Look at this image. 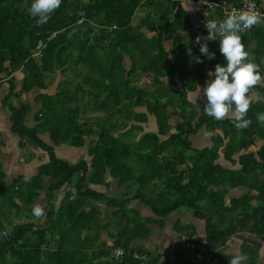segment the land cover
<instances>
[{"label": "trees", "instance_id": "16d2710c", "mask_svg": "<svg viewBox=\"0 0 264 264\" xmlns=\"http://www.w3.org/2000/svg\"><path fill=\"white\" fill-rule=\"evenodd\" d=\"M185 1L62 0L50 20L38 26L28 14L33 0H0V87L7 84L0 105L17 147L22 149L26 140L46 160L26 179L29 169L15 179L0 169V264H158L162 256V264H213L218 261L214 251L237 233L264 242V124L256 119L264 113V83L252 90L245 117L252 123L245 130H237L233 119L207 116L206 98L199 106L187 100L202 82L204 69L212 72L225 61L219 36L207 41L215 53L211 60L199 44H192L196 33L182 7ZM254 1L264 12V0ZM215 14L218 22L225 18L219 10ZM140 28L154 37L144 39ZM198 31L204 43L208 31ZM240 35L264 77V22ZM37 42L42 48L36 63L31 51ZM127 58L129 72L138 67L148 74L152 92L127 87L122 66ZM56 72L61 79L54 93L33 98L40 106L33 124L26 126L29 104L14 106L11 98L47 89ZM72 76L79 82L73 83ZM163 80L180 86L175 106L166 101ZM91 105L104 117L80 121ZM147 116L154 132L137 125ZM117 131L122 134L112 135ZM132 131L140 135L133 139ZM197 133L209 141L193 149L188 139ZM44 134L47 141L39 137ZM58 146L85 152L71 163L54 155ZM130 159L133 165H128ZM111 183L120 194L106 195ZM38 200L45 211L41 225L33 224ZM176 210L203 222L204 236L194 238L190 224L176 221L171 258L162 252L151 256L144 244ZM108 227L112 232L105 231ZM102 232L109 245L99 239ZM184 242L198 246L204 260L193 248H183ZM116 249L121 251L118 259L111 256ZM239 254L247 256L243 264H264V254L260 258L254 246L241 243Z\"/></svg>", "mask_w": 264, "mask_h": 264}, {"label": "crops", "instance_id": "0c3cea01", "mask_svg": "<svg viewBox=\"0 0 264 264\" xmlns=\"http://www.w3.org/2000/svg\"><path fill=\"white\" fill-rule=\"evenodd\" d=\"M182 7L189 15L190 21L192 23V29L196 33L192 44L197 45V43L195 42L196 38L198 36L201 37L199 35L198 29L196 28L197 20L199 19L198 18L199 17L198 6L194 2V0H187L184 3H182ZM139 32L143 34L144 39L146 40H149L151 37H154L153 33L149 34L143 28H140ZM182 44L185 45L186 40H183ZM162 45L164 46L165 49H167V46H168L167 42L164 41L163 39H162ZM129 65H130V61L127 58L122 63L123 69L125 71L124 77L125 79H127L128 77L127 87L130 88V86H133L136 89L150 90L148 89L150 88V85L149 86L147 85L150 83V78L148 74L141 72V70L138 67L134 71L129 72L130 70ZM204 70H205L204 78L202 82L197 86L196 90L193 93H188L186 95L187 100L191 102L192 104H194L195 106L201 105L205 99V97L203 96L202 90L206 86V82L209 81L210 76L208 75L209 71L206 70V68ZM82 74L84 73L81 72V75ZM55 78H57V81L55 80ZM55 78L53 82L51 83V85L45 90L33 89L28 94L21 95L18 98H11V102L14 106L22 105L24 103L29 104L28 116L26 117L25 123H24L26 126H31L33 124V115L39 109V106H40L39 103H35L33 101V98L38 94H45L48 96L52 95L54 93V89L56 88L57 83L61 79L59 72H56ZM78 82H79V79H78ZM163 83L165 86L164 94L166 97V101H168L172 106H175L177 102L178 94L181 91L179 84L176 83L175 86H171L166 80H163ZM19 86H20L19 78H17V82H15V90H18ZM199 89L201 90V94L198 97ZM167 91H170V94H166ZM6 92H7V84L3 82L0 87V95L5 96ZM78 103L81 106L86 105L84 100H79ZM94 107L95 106L91 105L90 109H93ZM170 113H171V118H170L169 123H171L174 118L173 117L174 113L172 111H170ZM145 124L146 125L148 124L151 127H154V122H153L152 117L147 116V120L144 124H137V125L142 126V129H143V125ZM154 131H155V127H154V130H151L150 132H154ZM200 134H202V137L204 138V143L200 146V147H203L208 144L209 140L205 134L203 133H200ZM39 137L42 138L44 141H47V134L40 135ZM0 142H2L5 147V149L1 148L0 150V169L6 174L7 179H15L16 176L18 175H24L25 170L29 169L30 172H28V176L26 175L25 177L26 179L29 177L32 170L35 171V168L39 163L46 161L45 154L38 151L33 144L32 145L34 146V148L32 150H29V153L25 151L26 150L25 144L27 142L26 140L24 141V146L22 149H19L17 147L18 140L16 139V137L10 134L9 121L7 118V114L5 110L2 109L1 105H0ZM13 144L14 146H12ZM81 149H84V148H81ZM81 149H72L68 146H58L54 150V155L59 159H63L68 162L74 163L76 162L74 160L76 156L81 157V155L84 154V152L83 154H80V155L76 154ZM20 154H23L24 156L20 157ZM25 156L28 157L26 158L27 159L26 163H25ZM220 162L223 166H228L227 163L223 162L222 160H220ZM44 181H46V178H44ZM111 188H112L111 191L106 192V195L108 196L117 195L114 192V190L116 189L114 186V183H111ZM110 192H113V193L110 194ZM230 197H231V193L229 196L225 197V202H227V200ZM35 204L41 205V201L38 200V203H35ZM209 212H212V211L209 210ZM176 221H179L180 224L182 225L190 224V226H192V229L194 231V235H193L194 238L196 237V238L202 239V237L204 236L203 222L194 220L188 217L183 210H176L175 212L170 213L169 216L165 219V225L162 228V230L158 231L157 229L154 228L155 230L151 232L152 234L150 233L151 235L149 236L147 242L144 244L149 254H155L157 252L168 253L167 258L168 259L171 258L169 253L173 251L174 242L178 239V234H176L175 232H172V228H171L172 225ZM253 237L254 236L252 235L249 236L248 234H241V233H237L233 235V237L229 239L223 247H221L217 251H214V253L218 256V261H216L213 264H226L230 262L233 255L239 254L241 243H246L250 246H254L257 249L259 257L261 258L262 255L264 254V250H263L264 242H259L255 240ZM191 251L194 255L198 257L200 261L204 260L205 258L204 254L200 252L198 246H194V248ZM161 258L163 259V256ZM158 264H162V262L158 261Z\"/></svg>", "mask_w": 264, "mask_h": 264}, {"label": "clouds", "instance_id": "9594fccd", "mask_svg": "<svg viewBox=\"0 0 264 264\" xmlns=\"http://www.w3.org/2000/svg\"><path fill=\"white\" fill-rule=\"evenodd\" d=\"M61 3L62 0H33L28 14L36 19L38 26L43 25L50 20ZM262 22L264 16L260 13L241 10L228 14L219 22L215 19L207 20L204 25L208 31L205 42L201 43L199 36L195 41L200 45L201 54L211 60L215 58V53L210 52L207 41L217 40V35L220 37L219 52L225 64H217L214 71L208 73L214 79L206 82L202 90L206 98L204 112L215 120L233 119L237 130H245L251 125L252 121L245 117L253 102L252 90L264 83L259 65L253 62L254 58L245 50L240 33L250 31ZM196 62L203 63V60L197 58ZM200 94L199 89L198 97ZM256 119L258 123L264 124V113H258ZM32 214L38 219L42 218L45 215L44 208L37 204L33 207ZM246 260V255L235 254L229 264H243Z\"/></svg>", "mask_w": 264, "mask_h": 264}, {"label": "built area", "instance_id": "2783aa9c", "mask_svg": "<svg viewBox=\"0 0 264 264\" xmlns=\"http://www.w3.org/2000/svg\"><path fill=\"white\" fill-rule=\"evenodd\" d=\"M194 2L198 6L199 19L197 20V25H196V28L198 30L205 28L204 25L207 20L215 19L216 17L215 13L217 10H219L222 17H226L228 14L237 13L241 10L260 13L262 16H264V12L260 10V8L258 7V5L254 0H237L236 4H224V3L219 4L210 0H194ZM78 16H79L78 22L83 21L81 12L78 13ZM41 48H42V43L37 42L33 51L34 54H37L38 57ZM181 245L183 248H190V249L193 248V245L188 242L181 243ZM111 256L114 259H118L121 256V251L118 249L112 250Z\"/></svg>", "mask_w": 264, "mask_h": 264}, {"label": "rangeland", "instance_id": "374dc122", "mask_svg": "<svg viewBox=\"0 0 264 264\" xmlns=\"http://www.w3.org/2000/svg\"><path fill=\"white\" fill-rule=\"evenodd\" d=\"M85 1H87V0H81V2H85ZM31 53H32V55H33V57H32V59L34 60V61H38V56H37V54H34V51H31ZM59 78V77H58ZM79 78V77H78ZM71 79H72V82L73 83H77L78 82V79L77 78H75V77H71ZM55 80L57 81V78H55ZM148 86L150 85V83L149 84H147ZM148 86H147V88H148ZM148 89H150V90H148V91H151L152 92V87L150 86V88H148ZM166 94H170V91H167L166 92ZM160 100V102H163V100L164 99H159ZM11 101V100H10ZM12 103V102H11ZM97 117H104V115H102V113L101 112H99V111H97L95 108H93V109H90V108H88L87 109V111L84 113V115L83 116H81L80 117V121H89V122H92V123H94L95 121H96V118ZM129 124V123H128ZM95 127V126H94ZM93 127V128H94ZM96 128V127H95ZM151 130H154V127H151L150 125H143V131H147V132H149V131H151ZM132 133V137L131 138H133V139H135V138H137V136H139L140 135V132H136V131H132L131 132ZM122 133L121 132H119V131H117V132H113L112 133V135H117V136H120ZM133 134H135L134 136H133ZM17 139V138H16ZM15 140V139H14ZM127 140H130V139H127ZM189 142H190V145H191V147L193 148V149H199V148H201L200 146L204 143V138L202 137V134H198L197 133V135H195L194 137H190L189 139ZM26 152H28L29 153V150H32L33 148H34V146L30 143V142H26ZM12 146H14V144L12 145ZM1 148H3V149H5V147H4V144L2 143V142H0V150H1ZM25 152V153H26ZM83 152H85V150L84 149H81V150H79V152H77L76 154L77 155H80V154H83ZM24 153V152H23ZM24 155L23 154H20V157H23ZM26 158H28L27 156H25V163H26V161H27V159ZM80 157H77L76 156V158L74 159L75 161H77L78 159H79ZM21 159H23V158H21ZM21 161H23V160H21ZM127 163H128V165H133L134 163H135V160L134 159H130L129 161H127ZM158 185V184H157ZM114 192L116 193V194H120V193H118L116 190H114ZM111 193H113V192H110V194ZM228 196V195H227ZM59 199V198H58ZM9 213H10V215H13L14 213H15V211L12 209H10L9 210ZM43 223V217L42 218H37V219H34V222H33V224H35V225H41ZM3 227H4V229H8V226L7 225H5L4 223H3ZM107 233H109V232H112V230L108 227L106 230H105ZM105 232H102V233H100V236H99V239L100 240H104L105 242H106V244L107 245H109V239H107V237L105 236V235H103ZM151 256H152V254H151ZM159 261H163V259L162 258H160L159 259Z\"/></svg>", "mask_w": 264, "mask_h": 264}]
</instances>
